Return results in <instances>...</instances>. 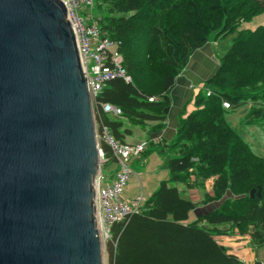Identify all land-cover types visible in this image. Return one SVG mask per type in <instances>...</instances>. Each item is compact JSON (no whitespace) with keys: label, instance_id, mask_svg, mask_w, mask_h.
Masks as SVG:
<instances>
[{"label":"trees","instance_id":"trees-1","mask_svg":"<svg viewBox=\"0 0 264 264\" xmlns=\"http://www.w3.org/2000/svg\"><path fill=\"white\" fill-rule=\"evenodd\" d=\"M95 2L108 8L100 27L120 43L132 79L109 82L98 98L120 107L121 117L95 109L97 122L122 143L131 133L122 131L124 120L133 126L158 123L156 129L164 128L178 76L212 36L227 37L264 14V0ZM207 84L212 94L197 97V110L181 121L170 146L174 157L167 163L168 179L141 212L112 227L109 264H245L215 240L235 233L250 236L255 248L264 247V157L227 121L229 110L248 105L245 123L264 131V25L238 32ZM225 101L230 109L223 106ZM101 149L108 160L104 168L116 162L110 147L101 143ZM211 179L212 195L205 192L200 204L185 199L178 187L204 188ZM214 202L222 203L189 222L199 205Z\"/></svg>","mask_w":264,"mask_h":264},{"label":"water","instance_id":"water-1","mask_svg":"<svg viewBox=\"0 0 264 264\" xmlns=\"http://www.w3.org/2000/svg\"><path fill=\"white\" fill-rule=\"evenodd\" d=\"M107 162L64 4L0 0V264H105Z\"/></svg>","mask_w":264,"mask_h":264},{"label":"built area","instance_id":"built-area-1","mask_svg":"<svg viewBox=\"0 0 264 264\" xmlns=\"http://www.w3.org/2000/svg\"><path fill=\"white\" fill-rule=\"evenodd\" d=\"M66 8V16L76 38L81 67L86 77L87 89L91 97L92 106L101 108L106 114L121 117L123 110L109 103H100L99 96L106 85L116 79L125 82L132 81L123 64V56L119 51L120 43L109 38L100 27V19L93 15L95 0H59ZM211 91L207 92L210 96ZM155 98H150L154 102ZM223 106L230 109L229 102ZM98 141L111 148L117 169L115 179L108 183L103 175L96 180V215L97 227L100 229L104 242L112 238V227L115 224L126 223L142 209L143 198L127 200L124 197V187L135 174L131 162L140 158L146 151L148 142L139 144L122 143L115 139L109 129L99 124ZM101 142V143H100ZM104 161L105 155L101 149Z\"/></svg>","mask_w":264,"mask_h":264},{"label":"crops","instance_id":"crops-1","mask_svg":"<svg viewBox=\"0 0 264 264\" xmlns=\"http://www.w3.org/2000/svg\"><path fill=\"white\" fill-rule=\"evenodd\" d=\"M228 46L230 45L226 46L222 44L221 38H211L204 47L197 50L191 56L187 67L178 76L175 87L169 94L171 104L165 110L166 121L162 130L156 129L158 123H150L146 127H140L133 126L127 120H124L122 131L131 132L130 135H127L125 138L126 143L139 144L148 142L145 154L137 158V160H142L143 162L141 166L142 170L135 171V175L140 178L141 193L139 196H125V199L133 201L138 198H143V207L152 194L158 190L161 183L168 179L169 172L167 163L169 159L167 156L170 154L174 156L170 146L177 137L181 121L197 110V97L201 94H206L207 91L210 90L207 81L218 71L220 59L229 50ZM135 128L140 129L141 137L135 143H131L127 141V137H132L135 134ZM134 160L137 161L136 159ZM113 164L114 170L116 171L117 163L114 162ZM102 175L104 176V174ZM106 182L111 183L109 181ZM213 184L214 179L207 181L203 188L206 190L205 192L212 195ZM179 189L182 195H190L194 203L200 204L202 202L203 195H200L196 190L197 188L186 190L187 188L180 187ZM221 203L222 202H214V204L210 203L204 206L217 209ZM205 207L199 205L191 214L189 222H193L197 220L199 216L207 214L202 213L206 212ZM215 240L220 245L231 250V252L236 254L245 264H264V259H262L264 257V247H253L251 238L248 235L241 236L235 233L231 236H216ZM242 241H245L246 246H242Z\"/></svg>","mask_w":264,"mask_h":264},{"label":"rangeland","instance_id":"rangeland-1","mask_svg":"<svg viewBox=\"0 0 264 264\" xmlns=\"http://www.w3.org/2000/svg\"><path fill=\"white\" fill-rule=\"evenodd\" d=\"M92 12H93L94 17H96L97 19H100V20L105 19L108 16V8L103 4L97 6V4L95 3V7L93 8ZM261 25H264V14L255 17L250 22L242 23L235 33H233L227 37L221 38V42H222V44H224L226 46L230 45V46H228L230 49V47L233 43V40L237 36L239 31L246 30V29L255 30L257 27H259ZM215 37L216 36H212L211 38H215ZM249 111H250V108L248 105H243L242 107H240L239 109H236V110H229V112L227 114V121L237 131V133H239L244 138V140L248 143V145L254 150V152L256 154L264 157V131L262 130V128L259 125H247L245 123V121H246L245 119H246V116L249 113ZM95 123H96V129L98 132L99 123L97 122L96 114H95ZM140 137H141L140 129L135 128V134L132 137H127V141H129L131 143H135L136 141L139 140ZM167 157H168V159H171L174 156H172L170 154ZM142 165H143L142 160L141 161H139V160L135 161L134 160L131 162V168L134 171V173H135V171L142 170V167H141ZM151 168H152V166H151ZM102 174H104V178L106 181L111 182L112 180H114L115 176H116V171L114 170V164L112 163V164L108 165L105 169H104V165L101 166L100 175H102ZM178 187L179 188L180 187L185 188V186H182V185H179ZM186 190H188V189H186ZM196 190L200 193V195H204L205 191H206L203 188H198ZM140 193H141L140 178L134 174L130 178V180L128 181L127 185L124 187V197L125 196L130 197L131 195L132 196L133 195L139 196ZM183 197L185 199L192 201V198L190 195L184 194ZM203 207H205V206L203 205ZM215 209L216 208L211 209L209 207H205L206 212H202V213L208 214ZM111 239H110V241H111ZM110 241H107L105 243V264H109V255L107 253V244ZM242 246H246L245 241H242ZM262 259H264V257Z\"/></svg>","mask_w":264,"mask_h":264},{"label":"bare ground","instance_id":"bare-ground-1","mask_svg":"<svg viewBox=\"0 0 264 264\" xmlns=\"http://www.w3.org/2000/svg\"><path fill=\"white\" fill-rule=\"evenodd\" d=\"M94 186H95V190H96V184H94ZM100 230V229H99Z\"/></svg>","mask_w":264,"mask_h":264}]
</instances>
